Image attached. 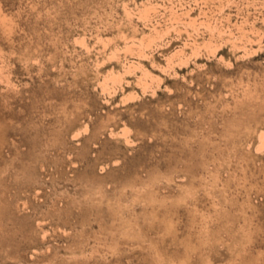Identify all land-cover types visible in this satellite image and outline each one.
<instances>
[{"label":"rangeland","instance_id":"obj_1","mask_svg":"<svg viewBox=\"0 0 264 264\" xmlns=\"http://www.w3.org/2000/svg\"><path fill=\"white\" fill-rule=\"evenodd\" d=\"M263 107L264 0H0V264H264Z\"/></svg>","mask_w":264,"mask_h":264},{"label":"bare ground","instance_id":"obj_2","mask_svg":"<svg viewBox=\"0 0 264 264\" xmlns=\"http://www.w3.org/2000/svg\"><path fill=\"white\" fill-rule=\"evenodd\" d=\"M6 21V20H5ZM264 107L261 109L263 110ZM258 113H251L250 116L246 117V119H242L239 121V123L234 128V135H239L242 132H246L247 134H250L252 130H256L257 124H258ZM263 125V124H262ZM253 134V133H252ZM161 229L164 233H171V230L174 228V223L172 220V213H164L161 215V218L159 219V222ZM189 249H194V245L189 244Z\"/></svg>","mask_w":264,"mask_h":264}]
</instances>
